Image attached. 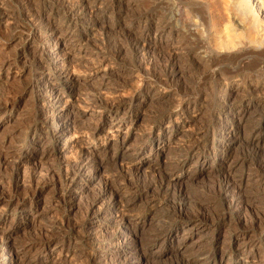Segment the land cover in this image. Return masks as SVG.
Wrapping results in <instances>:
<instances>
[{
	"label": "rangeland",
	"instance_id": "1",
	"mask_svg": "<svg viewBox=\"0 0 264 264\" xmlns=\"http://www.w3.org/2000/svg\"><path fill=\"white\" fill-rule=\"evenodd\" d=\"M3 1L1 0L9 12V18L7 17L4 24L0 23V62L4 60L13 62L16 58L19 60L18 73H6V71L0 73V104H17V108L14 110L11 117L0 121V152L7 153L15 151L21 143L32 134L35 124L38 122L35 114L34 93H39L40 88L34 85L43 75H41V71L36 69L37 67L32 62L31 57H24L23 60L20 57L25 51V47H27L28 35H32L36 42L39 43H41L43 36L38 33L39 26L32 23L20 10H22L27 1L32 9H41L43 6L42 0ZM119 1L123 4L122 8L115 6L113 10L105 12L98 11L97 8L93 9L91 12L88 9H83V11L80 12V18L76 27L70 28V30L67 31V33H71L73 36V39L67 42V44L69 43L67 46L76 45L80 46L82 49L80 53H78L77 50L67 49L64 60L66 58L71 60L70 57L73 56L74 61L75 59L78 60L83 58L82 61L92 64L93 60L91 58L98 53L101 46H122L125 48L128 46H144V52H146L147 56L146 62L150 63L148 68L147 66H139V64L135 62L133 55L128 51L126 52L125 58L130 62L126 68L115 65L114 67L107 68L102 66L99 69L100 75L101 73L106 74L103 81L99 77L90 78L89 80L77 79V83L74 84L75 88L82 93L83 90L85 92L92 88L99 87L101 82L105 84L108 83L103 89H109L114 88V85H119L124 81L127 84L129 83L132 89L131 92L136 98L139 100L144 99L140 101L141 103H136V105L134 103V105L130 107L134 116L131 122L132 131L128 134V152H133V149L139 146L138 143L146 139V130L151 123H154V129L152 130L154 137L149 140L150 143L153 140L155 142L157 141V134L159 132H165L160 136V138H162L160 141L162 145L164 144L165 148H162L160 145V147H157V150H155L156 153H148L147 149L142 152L143 154H135L131 157V162L129 158L123 157L124 161L130 162L133 168H139L138 175L141 181L144 180V182L142 181L143 183L141 182L142 185H146L148 182L157 184L160 181L162 182V180L164 182L166 181V189H161L162 192L156 190L158 192L157 194L156 191H154L155 193L153 192L152 198L150 197L151 200L148 204L138 203L141 207L138 209L139 206L137 205L135 211L129 212V215L138 220L137 227H139V233H141L140 236L142 237L140 238L143 242L142 250L144 256L141 260L138 254L132 252L127 258V264H264V180H261L264 179V174L258 178L253 174L255 167L258 165H261L260 167L262 168L264 167V108L260 109L261 106H256L259 101L264 100V96L255 92V95L253 94L254 97L253 95L243 97L244 86L245 88H252L255 86L254 84H256V81L260 82L263 79L261 77L262 75L258 72L259 63L257 61L261 60V58L258 57L261 54V50L263 51L264 49L261 48L258 50L256 47L258 48V46L264 45H261L262 43L258 39L256 44L246 41L245 38L247 35L244 32V21L240 22L239 20L242 21V19H240V17L238 19L236 13L234 15V11L236 12L234 4L237 0H185V2L183 0ZM53 8L55 10L53 9L52 12H49L48 8L41 10L44 16L50 18L54 27L56 26L54 36L63 39L65 37L63 35V30L65 28L61 27L59 23L61 13L58 12L56 6H53ZM159 18L165 21L168 20L170 28H168L166 32L156 35L155 28L158 25L157 22L160 21L158 20ZM236 20H238L237 23ZM147 29H150V32H147L145 36L144 34ZM61 31H63V33ZM227 32L231 33L230 35L232 36L229 37V33ZM235 34L239 39L236 38ZM233 35L235 37H233ZM258 42L260 45L257 44ZM48 46L50 52L58 51L54 44L50 43ZM221 48L226 50L223 51ZM241 50L250 52L245 56L248 58L244 61L246 62L244 63L246 66H244V72L243 70H239L238 66L235 65L237 64L236 61L232 59H236V56L239 55ZM236 51L239 53H236ZM168 56H172L173 63L177 65L175 66L176 72L173 74V78L170 76L171 79L175 81H172V84L167 85V87L160 85L158 81L164 79L167 59L165 60L163 58H168ZM227 56L229 57L227 58ZM229 58L232 60H229ZM249 63L252 65L251 67L248 65ZM248 68L252 69L250 70ZM253 69L257 70L254 71ZM167 71L170 72L171 70L167 69ZM214 73H217L215 76L216 78H223V81L218 82L215 87L212 82L213 80H210L214 79L211 77ZM249 74L251 76H249ZM225 75H227L226 78ZM233 76L236 77L233 78ZM201 77H209V80H207L208 86L205 87L206 89H203V86H201ZM53 80L57 82L55 79ZM58 85L62 87L64 82L59 81ZM211 87H214L215 91L211 92L210 90H213ZM181 89L182 91H188L187 94L190 96L189 100L183 102L186 98L182 97L181 94L179 95L180 92L182 93ZM188 89L191 90L193 94ZM25 90H27L26 93H24ZM177 91H179V93ZM216 91L218 92L217 94L215 93ZM146 92H148V94L144 95L143 93ZM209 93H214L215 95H209ZM186 102H189V105H186ZM245 106H249L251 112L254 111L252 113L250 112L251 116L246 121H244V116L240 120V117L236 115L238 112L237 110H239V108L244 109ZM160 114L164 116L165 119L155 123V118L160 116ZM169 115L174 116V123L167 122V118L170 117ZM73 118L76 122L87 125L90 122L93 123L97 117H93L95 118L93 119L78 114L73 115ZM223 120L226 121L222 122ZM184 122L187 123V125H184ZM231 123L240 129L229 134L228 124ZM115 125V123L108 122V127H114ZM126 125H128V123H126ZM120 131L118 134L115 133L116 135L113 134V136L118 137V139L115 137L109 140V145H111V143L114 144V141L116 142L124 137L125 129L121 128ZM74 139L78 142L79 136L76 135ZM191 148H197L198 153L208 158L209 163L207 165H201L200 163H195L193 159L185 161L186 158L184 154ZM110 156L111 154H108L105 157L100 156L99 158L105 163L103 167L106 168H103L105 171L102 169L104 173L101 172V178L113 177L117 172L116 166H111L109 160ZM21 157H25L24 154L21 155ZM225 158L227 159L226 163ZM182 162L185 164L184 173L178 174L172 167ZM217 169L221 170L217 171ZM115 170L116 172H114ZM226 170L234 178L242 176L244 179V185L241 188V193L244 195V199H246V201L244 200L246 204H244V207H246V209L244 207L242 209L243 216H245L244 226L247 221L250 222L248 219L263 214V216H261L263 219L258 217L259 219L254 222L256 228L254 227L255 229H253V231L252 229H246L248 235L252 236V239L248 241L245 247V253L237 257H229L227 254L222 256V249L227 245V241H229L233 235L234 228L237 226L235 225V221L238 219L235 208L227 210L224 195L220 194L218 192L219 188H217L220 180L219 177L223 176ZM8 172L9 171L5 169H0L1 187H8L7 184L10 185L13 183L12 175H9L11 173ZM108 174L110 175L108 176ZM256 178L257 181H261L263 185L255 188L253 182H255ZM3 182L6 184L3 185ZM166 183L167 185L170 183V187L167 186ZM88 190L92 191V188L89 187ZM44 195L45 198L39 203V212H42V219L38 221H35L34 218L31 217L18 219L17 216L12 217L10 214L4 218L5 221H3V223L5 225L12 223L21 228L27 227L18 233L19 236H16L18 242L34 235V230L36 231L38 229L36 226L39 228L49 227L55 215L60 216L66 211L68 212L66 208L64 212L60 210L54 212L53 210V212H51L52 215L51 213L46 214L44 208L49 206L48 202H50V197L52 195L48 191H46ZM100 203L103 205L104 203L106 204V201L103 200V202ZM82 205L84 206V204ZM147 207L148 209L146 210ZM176 209H182L184 214L182 220L178 219ZM196 209L198 210V216ZM78 210L79 211L75 210L76 214L75 211L72 213L75 215V217L73 215V221H76V217L77 219L79 218L80 209ZM137 211L139 212L138 214H141L136 215L135 212ZM226 211H228V213ZM70 212L72 211L69 210V213ZM259 212L262 214L258 215L257 213ZM203 216L210 217L209 219L214 221L211 223H209L210 221H207V223L205 221L203 222ZM172 217L175 218L173 219ZM108 219L109 217H104L102 218V222L106 223ZM228 220L230 221L229 223ZM181 223H184V225ZM177 225L179 227L176 228V232L172 237L168 236L162 241L152 240L154 233L160 229L167 227L175 228ZM56 230L57 227L55 228V231ZM254 230H257L255 234ZM260 231L262 232L261 235ZM62 234L65 236L71 235L70 237L74 240L78 238L74 236L72 231L63 230ZM83 243L84 242H78L76 239L71 246L74 255L72 254L70 258H73L76 264H79L86 258L83 252L86 251L87 247L86 244ZM130 243L131 241L126 239L124 245H129ZM6 248L7 245L0 242V255L6 251ZM112 249L115 251L118 249V246H114ZM205 253L207 254L205 255ZM55 254L57 255V253ZM114 257L115 256L110 258L113 259ZM107 261L102 264H112L111 261L110 263Z\"/></svg>",
	"mask_w": 264,
	"mask_h": 264
},
{
	"label": "bare ground",
	"instance_id": "2",
	"mask_svg": "<svg viewBox=\"0 0 264 264\" xmlns=\"http://www.w3.org/2000/svg\"><path fill=\"white\" fill-rule=\"evenodd\" d=\"M183 1L185 2V0ZM27 2L20 11L25 16H27V18H29L32 23H35L37 26H39L38 33L43 37L41 36V43H39L36 42L32 35H28L27 47H25V51L23 52L20 58H22L23 60L24 57H31L32 62L37 67L36 69L41 71L40 73L43 76H41V78H39L40 80L34 85L36 87H39L40 90L39 93H34V104L36 109L35 114L38 122L35 124L32 134L23 143H21V145L15 151L7 153L0 152V169H5L6 171H9L8 173H11L9 175H12L13 178V183L10 185L7 184L8 187L0 186V242L7 245L6 251L0 255V264H76V261L73 258H70L73 254L71 246L74 244V241L76 239L78 242H84L87 247L86 251L83 252L85 255L84 257L86 258L82 260V262H80L79 264H102L108 259H111L110 257L113 256H115L113 259L108 260L109 263L111 261L112 264H127V258L132 252L138 254V257H140V259L142 260V257L144 256L142 250L143 242L141 239L142 237L140 236L141 233H139V227H137L138 220L134 219V217L129 215V212L135 211V208L137 207L138 203H143L145 205L148 204V202L151 200L150 197L152 198L154 191H161V189L163 190L165 188L166 181L164 182L162 180L161 182L159 180L160 182L157 184L154 182H148L146 183V185H142L141 182H144V180L141 181L138 175L139 168H133L130 165V158L133 157L135 154H143L142 152L146 151L147 149L148 153H156L155 150H157V147H160V145L162 148H165L164 144L162 145V142L160 141L162 140L160 136H162V134H164L165 132H159L157 134V141L155 142L153 140L150 143L149 140L154 137V133L152 131L154 129V123H151L148 126V129L146 130V139L140 142L138 141L139 146L133 149V152H128V134L132 131L131 122L134 116L130 110V107L134 105V103L135 105L136 103H141L140 101L142 99L139 100L138 98H136L131 92L132 89L129 83L127 84L124 81H122L119 85H114V88L109 89H103L105 85L107 86L108 83L105 84L104 82L100 81L101 84H99V87L92 88L85 92L83 90L82 93H80V91L75 88L74 84L77 83V79L89 80L90 78L99 77L103 81V79L106 77V74L101 73L100 75L99 69L102 66L107 68L114 67L115 65L118 67L126 68L128 63L130 62H128L125 58L126 52L128 51H130V53L133 55L135 62H137L139 66H147L148 68L150 63L146 62L147 56L146 52H144V46H128L127 48L122 46H101V48H99L100 50L98 51V53L95 54L93 58H91L94 62H92V64H88V62L85 63V61H82L83 58L78 60L75 59L74 61L73 56L70 57L71 60L67 58L64 60L67 54V49L70 48L71 50H77L78 53H80L82 49L80 46L76 45L67 46L69 44H67V42L73 39L72 34L67 33V31H69L70 28L76 27L80 18L79 14L81 11H83V9H88L91 12L93 9L97 8L98 11L100 10L105 12L113 10L115 6H119L122 8L123 4H121L119 0H42L43 8L41 9L48 8L49 12H52L54 9L53 6H56V8H58V12L61 13V19L59 20V23L61 27L65 28L63 30V35L65 37L63 39H60L59 37L54 36L56 32V26L54 27L53 22L50 20V18L48 16H44L41 9H32ZM5 7V4L2 3L0 0V23L3 24L6 21L7 17L9 18V12ZM234 7L236 10V12L234 11V15L236 13L238 19L239 17L240 19H242V21L239 20L240 22L244 21V32L247 35V37L245 36L246 38H244L246 39V41H248L249 43L256 44L258 39L262 43L261 45H264V0H237L234 4ZM158 20L160 21L157 22V27H154L156 35L162 32H166L168 28H170L168 20L165 21L164 19L160 18ZM237 21L238 20H236V23ZM63 31L61 32L63 33ZM147 32L149 33L150 29H147L145 31V36L147 35ZM230 34L231 33H229V37L232 36ZM233 37L235 36L233 35ZM236 38H238L237 35ZM50 43L54 44V46L57 47V52H50L48 50V45ZM257 44H259V42ZM261 48L264 49V46H258V48L256 47V49L258 50ZM236 53L239 52L236 51ZM247 53L249 54L250 52H245V50H241L239 55L236 56V59L231 57L237 63L235 64L234 62V64L238 66L240 71L243 70V72L245 69L244 63H246L244 61L246 60V58H248L245 57ZM260 53L261 54L259 55V57L257 53V57L261 58V60H259L260 62L257 61L259 63L258 72L262 75L261 77L263 79L260 82L256 81V84H254L255 86L252 88H245L244 86L243 97L252 96L255 92H257V94L259 95L261 94V96H264V50H261ZM171 57L172 56H168V58H163L165 60L167 59V65H165V76L163 77L164 79L162 78L163 80H157L162 86H167L169 84H172V81H175L172 80L170 76H172L173 78V74H175L176 72L175 66L177 64L173 63V59ZM228 57L229 56H227V58ZM231 58H229V60ZM18 64L19 60L17 58L13 60V62L4 60L0 62V73L4 71H6V73H18ZM256 64L255 66L257 67ZM248 65H250V67L252 66L250 63ZM167 69H170L171 71L168 72ZM253 70L255 71L257 69ZM219 72L221 73V70ZM216 75L217 73L211 75V77L215 80L210 79L213 80L212 82L214 87L217 85L218 82L223 81V78L221 79L217 77V79L215 77ZM226 76L227 75H225V78ZM249 76L251 75L249 74ZM235 77L233 76V78ZM53 79H55L57 82H55ZM200 80L202 82V88L206 89L205 87L208 86L207 80H209V77H203ZM59 81L64 82V85L62 87L58 85ZM214 87H211L213 89L210 90L211 92L215 91ZM189 91L191 92V90ZM26 92L27 90L24 91V93ZM177 92L179 93V91ZM187 92L188 91H182V93H179V95L181 94L182 97L186 98L185 100H183V102L190 99V96L187 94ZM215 93L217 94L218 92L216 91ZM143 94L146 95L148 94V92ZM212 94L214 93H209V95ZM16 105L17 104L1 103L0 121H3L5 118L11 117L12 113L17 108ZM186 105H189V102H186ZM256 106H261L260 109L264 108V100L259 101ZM237 111L238 112L236 115L240 117V120L244 116V121L248 120V118L251 116V113L254 112H251L249 110V106H245L244 109L239 108V110ZM78 114L83 115V117L88 116L91 118H97L96 120H94L93 123L88 122L89 124L82 125L81 123L76 122L73 118V115ZM155 119L156 120L154 122L157 123L159 121L164 120L165 117L160 114V116L156 117ZM224 121L226 120H223L222 122ZM108 122L115 123L116 125L114 127H108ZM167 122L174 123V116H170L169 118H167ZM126 123H128V125H126ZM232 123L228 124L229 134L235 130L240 129ZM184 125H187V123L184 122ZM121 128L125 129V134L123 132L124 137L116 142L114 141V144L111 143V145H109L108 141L114 139L116 136L114 137L113 134H118ZM76 135L79 136L78 142H76V140L74 139ZM116 138L118 139V137ZM23 154L25 157H21V155ZM108 154H111L109 160L111 166H116L115 168L117 172L116 170L114 171L116 172V174L113 177L110 176V178H101L100 174L106 168L103 167L105 163L99 158L100 156L105 157ZM184 156L186 158L185 161L193 159L195 163H200L201 165H207L209 163L208 158L200 155L198 153L197 148L189 149L184 154ZM123 157L129 158L130 162L124 161ZM226 160L227 159L225 158V163ZM260 166L258 165L257 167H255L254 171L252 170L253 174H255L257 178L259 176L261 177L264 174V167L262 168ZM172 168L178 174H182L184 173L185 164L183 162L178 163ZM220 170L221 169H217V171ZM109 175L110 174H108V176ZM219 178L220 180L217 185V188H219L218 192L224 195L227 210L235 208L238 216V219L236 218L237 220L235 221V225L237 226L236 228H234V232L232 233L233 235L231 236L230 240L227 241V245L225 244L226 246L222 249V256L227 254L229 257H237L238 255H242L245 253V247L247 246L248 241H251L252 239V236L248 235L246 229H252L253 231V229L256 228L254 222L259 219L258 217L263 216V214L260 213L261 211L259 210L260 212L257 214L262 215H256L257 217L254 218L250 217L251 219H248L250 222L247 221L248 224L246 223L244 226L245 216H243L244 214L242 212V209L245 204L244 200L246 201V199H244V195L241 193V188L244 185L243 177L240 176L239 178H234L226 170L224 175ZM257 178L255 182H253L255 188L260 185H263L261 181H257ZM5 184L6 183H4L3 185ZM168 184L170 185V183ZM89 187L92 188V191L88 190ZM46 191H48L52 195L50 197V202H48L49 206H46L47 208H44L46 214L53 212V210L54 212L58 210L64 212L66 208L68 212L66 211L62 215L59 214L60 216H56L54 213L56 217L54 216L53 222L50 223L51 225L49 224V227L39 228L38 226H36L38 229L36 231L34 230L35 233L32 232L34 235L29 236L25 240L23 239V241L20 240L21 242H18L16 236H19L18 233L21 230L26 229L27 227L22 226L23 228H21L16 224L12 223L5 225L3 223V221H5L4 218L8 214H10L12 217L17 216L18 219H24L27 217L34 218L35 221L42 219V212H39V203L42 202V199L45 198L44 194ZM157 191L156 194L158 193ZM103 200L106 201V204L104 203L105 205H102V203H100L103 202ZM82 204H84V206ZM140 207L141 206H139L138 209ZM244 208L246 209V207ZM78 209H80V215L78 216L79 218L77 219L76 217V221H73L74 214L72 213L75 210L79 211ZM147 209L148 207L146 208V210ZM69 210L72 212L69 213ZM226 212L228 213V211ZM135 213L136 215L141 214H138V211ZM176 213L179 220H182L184 218L182 209H176ZM206 216H203V222L205 221L207 223V221H210L209 223H211L212 221H214L210 220V217L208 218ZM104 217H109L106 223L102 222V218ZM172 218L174 219L175 217ZM261 219L263 218L261 217ZM229 222L230 221L228 220V223ZM182 225H184V223ZM56 227L57 230L55 231ZM178 227L179 226L177 225L175 228L167 227L164 229H160L157 232L155 231L156 233H154L153 237L151 236L152 240L162 241L165 240L168 236L172 237L176 232V228ZM63 230L72 231L74 236H77L78 238L74 240L72 239V237H70L71 235L65 236L64 234H62ZM257 230H254V234L255 232H257ZM250 234L253 235L252 233ZM261 234L262 232L260 233V235ZM126 239L131 241L129 245H124ZM114 246H118V249L115 251L112 249V247ZM55 253H57V255ZM206 254L207 253H205V255Z\"/></svg>",
	"mask_w": 264,
	"mask_h": 264
}]
</instances>
